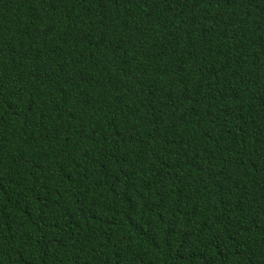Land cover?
Listing matches in <instances>:
<instances>
[{"label":"trees","instance_id":"obj_1","mask_svg":"<svg viewBox=\"0 0 264 264\" xmlns=\"http://www.w3.org/2000/svg\"><path fill=\"white\" fill-rule=\"evenodd\" d=\"M0 264H264V0H0Z\"/></svg>","mask_w":264,"mask_h":264}]
</instances>
